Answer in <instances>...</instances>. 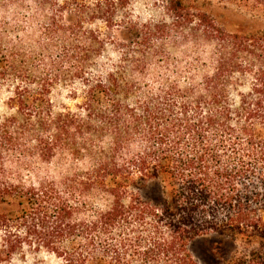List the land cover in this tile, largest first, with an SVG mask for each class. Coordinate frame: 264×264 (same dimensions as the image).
<instances>
[{
	"label": "trees",
	"instance_id": "1",
	"mask_svg": "<svg viewBox=\"0 0 264 264\" xmlns=\"http://www.w3.org/2000/svg\"><path fill=\"white\" fill-rule=\"evenodd\" d=\"M132 1L0 0V264H264V0Z\"/></svg>",
	"mask_w": 264,
	"mask_h": 264
},
{
	"label": "rangeland",
	"instance_id": "2",
	"mask_svg": "<svg viewBox=\"0 0 264 264\" xmlns=\"http://www.w3.org/2000/svg\"><path fill=\"white\" fill-rule=\"evenodd\" d=\"M130 18L138 23H145L147 21H160L163 14L159 7L154 5L152 0H133L130 5ZM216 21L227 32H235V9H223L222 7H215L213 11ZM7 16V15H6ZM2 17V13H0ZM8 17V16H7ZM99 27H102L99 25ZM118 39L125 38L123 29H119L116 33ZM115 51L109 50V59L115 58ZM2 97H0V115L3 113L1 105ZM52 102L56 108H73L80 100L72 101L68 89H59L52 94ZM236 245L226 238L205 237L195 240L191 246L190 251L198 264H215L230 257L235 252ZM10 264H56L55 261L44 253L30 254L27 253L25 259L15 258Z\"/></svg>",
	"mask_w": 264,
	"mask_h": 264
}]
</instances>
